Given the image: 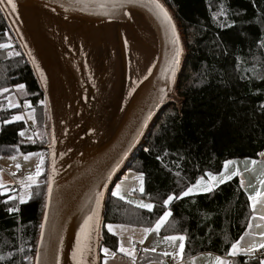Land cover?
Masks as SVG:
<instances>
[{
    "label": "trees",
    "instance_id": "16d2710c",
    "mask_svg": "<svg viewBox=\"0 0 264 264\" xmlns=\"http://www.w3.org/2000/svg\"><path fill=\"white\" fill-rule=\"evenodd\" d=\"M163 1L179 24L186 50L176 89L181 102L173 101L159 113L126 164V171L136 177L142 174L143 193L140 189L121 193L122 200L112 196L113 188L108 191L99 249L118 253V237L105 223L153 228L168 211L171 215L158 235L185 236L183 259L201 253L227 257L251 220L239 178L234 176L208 193L175 197L205 172H222L225 161L258 160L264 151V0ZM0 44L10 45L0 48V158L45 153L38 182L17 208L14 193L0 189V264H32L47 185L48 114L30 64L1 13ZM18 84L25 88L18 90ZM12 93L21 103H37L29 110L32 124L25 118L13 120L25 111L20 105L8 106ZM27 131L31 139L19 134ZM169 195L174 199L165 207ZM140 203L154 207L149 211L138 207ZM140 254L142 262L158 258ZM260 257L239 256L231 264H260ZM101 259L99 252V264Z\"/></svg>",
    "mask_w": 264,
    "mask_h": 264
},
{
    "label": "water",
    "instance_id": "95a60500",
    "mask_svg": "<svg viewBox=\"0 0 264 264\" xmlns=\"http://www.w3.org/2000/svg\"><path fill=\"white\" fill-rule=\"evenodd\" d=\"M157 2L171 17L180 41L179 65L171 79L165 70L175 52L172 33L151 4L125 3L113 10L108 0H88L87 6L70 0H15L16 12L6 2L0 4L43 93L51 129L32 264H57V259L73 264L76 236L96 209L95 194L100 192L99 224L93 221L88 257L99 264L108 191L159 113L171 102H181L175 97L186 50L173 12L163 0ZM161 88L166 93L162 102Z\"/></svg>",
    "mask_w": 264,
    "mask_h": 264
},
{
    "label": "snow or ice",
    "instance_id": "6c2138e0",
    "mask_svg": "<svg viewBox=\"0 0 264 264\" xmlns=\"http://www.w3.org/2000/svg\"><path fill=\"white\" fill-rule=\"evenodd\" d=\"M7 3L10 6V10L12 12H16L17 11V5L15 3V0H0V4H4ZM71 3H75V4H79V5H85L87 6L88 0H70ZM111 8L113 10H116L120 7H122L125 3H143L144 6H147V4H151L152 6H154V10L155 13L157 15L158 19H161V23L165 24L167 26L168 29L171 30L172 33V43L175 46V52L171 58V60L169 61V65L167 67V69L165 70V75H167L168 79H171L175 76L176 74V70H177V66L179 65V57H180V48H179V37L176 33V29L174 24L172 23L171 17L169 16L168 12L165 10V8L157 2V0H108ZM101 6H105V5H101ZM6 47H10V45L7 44H0V48H6ZM9 55H11V53H9ZM16 55H19V53H16ZM33 63H35V61H33ZM37 71H40L39 68L37 67ZM150 71V70H149ZM40 76L41 79H44V73L41 71L40 72ZM25 88V85L23 84H18L17 85V89L18 90H22ZM134 90V89H133ZM3 91H8V89H3ZM165 89L161 88L159 90V101L162 102L164 97H165ZM41 103H44V101H41ZM10 104L12 107H17L18 105L12 103L10 101ZM26 108H30L31 104L25 102L24 105ZM32 114L29 113V117L31 118ZM23 119L22 116H15L13 117V120H20ZM10 121H5V123H8ZM21 136L24 135V132H20L19 133ZM28 139H31V137H29ZM261 156H264V153H260ZM13 159H15V157H13ZM25 159H27V157H25ZM41 162H43L42 158H41ZM233 163V161H225L224 162V170L222 172H220L219 174H213L212 172H205L203 176H201L200 178H197L194 184H191L190 186H188L186 188V190L182 191L179 196L175 197L177 199L182 198V197H186L189 195H192L194 193H198V192H204V193H208L213 191V188L216 187L218 184H222L224 182H226L227 180L232 179V176L238 175V172H232L231 174L228 173V169L229 166ZM253 164L256 163V161H252ZM17 168L20 167L19 164L16 165ZM40 168L37 167V171H36V176L40 175ZM14 175V173H13ZM206 178V179H205ZM28 180H34L35 177L33 176H28L27 177ZM138 179L141 181V185H140V192L143 193L144 188H143V176L142 174L138 177ZM51 182H52V176L50 175L48 177V192L49 194L51 193ZM260 185L261 188H264V179L260 180ZM25 187H28V185H25ZM4 188V184L3 182H0V189ZM120 188L121 186L119 184L116 185L115 190L112 191V196L114 197H119L120 199H124V197L121 195L120 193ZM14 197H9V199H13ZM103 198V193L97 192L95 194V203H96V209H93L91 211L90 215H87L84 219L83 224L80 227V232L77 234L76 236V245L75 248L73 249L72 253H71V258L73 261V264H93V260L94 258H92V260L88 259V257L90 256L91 252H92V232H93V221H95L96 225L99 224V212L98 209L101 206V200ZM264 198V191L261 190H257L253 195H249L248 199L251 202V206L253 211H255L256 205L257 203ZM174 199L173 195H169L167 197V199H165L163 201V205L165 207L168 206L169 202L172 201ZM20 202L23 203L24 202V197L21 196L20 197ZM138 207L141 208H145L148 209L149 211L152 210V208L154 207L153 204L151 203H140L137 205ZM9 212H14L17 209L15 208H8L7 209ZM171 215L170 212L166 211L164 212V214L157 220L156 225L154 228H144L143 231L147 234L149 232H159V229L161 227V225L167 220V218ZM45 219H46V214H45ZM260 219H264V216H261ZM44 223H41L40 228H41V235H43V229H44ZM108 231L111 233L113 231V226L112 225H107L106 226ZM120 227H123L122 225ZM249 227H251V225H249ZM114 234V233H113ZM97 237H98V230H97ZM244 239V237L242 236L240 238V240L236 241L235 243H233L231 245V248L229 249L227 255L230 257H234L237 255H240L241 253H243L244 255L247 256H251L252 253L256 252L258 249H264V243H261L259 245H251L246 249H242L239 247L240 245V241H242ZM165 241L168 242H176L179 241V249L180 252H183L184 249V240H185V236L183 235H168L164 237ZM141 243H143V240H141ZM102 251L105 253V255H107L109 253V249L108 248H103ZM120 252L125 253L128 256H132L133 255V250L130 249H125L123 246H121L119 248ZM144 251H149V249H144ZM151 251H155V248H152ZM179 253H177L178 255ZM114 255V254H113ZM163 255H169L168 252L163 253ZM37 256H39V252L37 253ZM57 264H59V260L57 259ZM215 264H229V261L222 259L220 257H216L215 258ZM260 264H264V259H260Z\"/></svg>",
    "mask_w": 264,
    "mask_h": 264
},
{
    "label": "crops",
    "instance_id": "0c3cea01",
    "mask_svg": "<svg viewBox=\"0 0 264 264\" xmlns=\"http://www.w3.org/2000/svg\"><path fill=\"white\" fill-rule=\"evenodd\" d=\"M231 161H233V163L229 166L228 173H239L235 176L239 178L242 188L247 197L249 195H253L257 190L264 191V188H261L260 185V180L264 179V157L259 158L258 160L245 159ZM252 161H256V163L253 164ZM249 205L251 208V220L249 225H251V227L248 226L247 230L242 235L244 239L240 241L239 245V247L242 249H246L253 244L259 245L261 243H264V219H260L261 216H264V198H262L257 203L255 211H253L250 201ZM133 229L135 230L132 231L131 229H128V231H126L129 236L138 238L137 241L140 240L139 242L131 243V246L134 249L133 255L128 256L125 253L119 251V248L121 246L124 247V244L122 242L120 243V247H118V253L109 251V253L105 255L102 249H99V252L102 255L100 264H215L216 257H220L227 261H233L239 256L250 257L244 255L243 253L234 257H223L212 253H201L183 259L182 252H180L179 249V241H176L174 243L168 242L164 240V237L159 236L158 232L153 231L146 234L144 231L143 233H138L139 231H136L143 229ZM118 237L119 239H121V237L124 236L119 235ZM141 240H143V243H141ZM133 243L138 245V249L133 246ZM152 248H155V251H151ZM144 249H149V251H144ZM165 252H168L169 255H163V253ZM140 253L157 255L158 258L142 262L139 260V257L141 255ZM177 253L179 254L177 255ZM256 254H260V259H264V249H258L256 252L252 253L251 256H254Z\"/></svg>",
    "mask_w": 264,
    "mask_h": 264
},
{
    "label": "rangeland",
    "instance_id": "374dc122",
    "mask_svg": "<svg viewBox=\"0 0 264 264\" xmlns=\"http://www.w3.org/2000/svg\"><path fill=\"white\" fill-rule=\"evenodd\" d=\"M179 31H180V28H179ZM180 33H181V31H180ZM181 36L183 39L182 34H181ZM175 93H176V91H175ZM175 93H173V96L175 95ZM175 98L179 100V98L177 97V93H176ZM10 101L16 105L21 104L16 93H12L8 97L7 104L9 107H12L10 104ZM44 103H45V100H44ZM45 108H46V104H45ZM29 110H23V111H25L23 113V118H25L26 121L29 122V124H32V118L29 117V113L32 114V112ZM46 111H47V109H46ZM46 114H48V111ZM47 119L48 120L46 122V131L45 132H46V137L48 140L47 146L49 147L51 144V129H50V123H49V115H48ZM24 136L29 137L30 132L27 131L24 134ZM47 155H48V153H47ZM13 157H15V159H13ZM25 157H27V159H25ZM41 158L44 161V159H45V153L44 152L17 154V155L10 156V157H1L0 158V175H1V181L0 182H3L4 187L7 188L5 191L12 192V189H11L12 186H16L19 188V193H18L19 202H20L21 196H23L24 199L28 198L29 190H30L31 186L36 184L39 180V176H36V171H37V167H39L41 171L43 169V162H41ZM17 164L20 165L19 168L16 167ZM41 171H40V173H41ZM13 173H14V175H13ZM121 174H122V176L120 175V178L117 181H115V183L112 187L113 190H115V187L117 184H119L121 186L120 193H123V194H128V193L130 194L132 191L140 189L141 181L138 179V177H136V175L133 172H131L129 170L126 171L124 169ZM28 176H33V177H35V179L30 181L27 179ZM25 185H28V187H25ZM198 193H202V192H198ZM194 194H197V193H194ZM14 195H15V193H14ZM107 225H109V224L105 223L104 226L106 227ZM110 225L113 226V231L111 232L112 234L114 232V235L117 237L119 235L124 236V237H121V239H119V237H118V247H120V243L123 242L125 249H130V250L134 251V249L131 246V243L132 242H139L140 240L137 241L138 238H133V237L129 236V234L126 231H128V229H131L132 231H134L135 229L129 228L127 226L120 227L121 225H119V224H110ZM106 229H107V227H106ZM136 231H139L138 233H143V230H136ZM99 240H100V236H99ZM98 253H99V251H98ZM98 253H97V258H98ZM32 261H33V257L31 258V263H32Z\"/></svg>",
    "mask_w": 264,
    "mask_h": 264
},
{
    "label": "built area",
    "instance_id": "2783aa9c",
    "mask_svg": "<svg viewBox=\"0 0 264 264\" xmlns=\"http://www.w3.org/2000/svg\"><path fill=\"white\" fill-rule=\"evenodd\" d=\"M29 104H31V103L29 102ZM24 105H25V102L20 104V107H21L22 110H29V109H32L34 107H37V103L34 104V105L31 104V107L30 108H26ZM260 153H264V151H262ZM260 153L258 154V157L259 158H263L264 156H261ZM11 189H12V192L15 193V198H16V205H15V207L17 208V205L19 204V199H18L19 188L16 187V186H12ZM133 246L136 247V249H138V245H136V244L133 243ZM231 263H232V261L230 260L229 261V264H231Z\"/></svg>",
    "mask_w": 264,
    "mask_h": 264
},
{
    "label": "bare ground",
    "instance_id": "6f19581e",
    "mask_svg": "<svg viewBox=\"0 0 264 264\" xmlns=\"http://www.w3.org/2000/svg\"><path fill=\"white\" fill-rule=\"evenodd\" d=\"M174 87H175V84H174V86H173L172 94L175 93V89H174ZM153 120H154V119H153Z\"/></svg>",
    "mask_w": 264,
    "mask_h": 264
}]
</instances>
